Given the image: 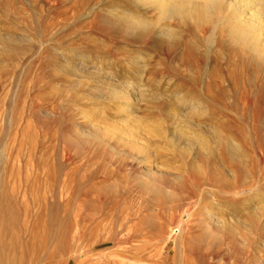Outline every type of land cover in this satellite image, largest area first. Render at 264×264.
I'll return each instance as SVG.
<instances>
[{
  "label": "rangeland",
  "instance_id": "1",
  "mask_svg": "<svg viewBox=\"0 0 264 264\" xmlns=\"http://www.w3.org/2000/svg\"><path fill=\"white\" fill-rule=\"evenodd\" d=\"M141 5L0 0V264H264V62Z\"/></svg>",
  "mask_w": 264,
  "mask_h": 264
},
{
  "label": "bare ground",
  "instance_id": "2",
  "mask_svg": "<svg viewBox=\"0 0 264 264\" xmlns=\"http://www.w3.org/2000/svg\"><path fill=\"white\" fill-rule=\"evenodd\" d=\"M220 1L138 0L139 3L147 7V10L149 9L152 12H158V23L156 25V28L158 29V35H162V33H164L165 31L168 32V37L174 34L175 30L169 24V22L172 21L176 22L177 24L180 23V25H182L184 21H190L193 22L196 27L209 24L211 26V34L208 39H205V42H207L206 44H208L209 46H217L218 42L227 43L228 46H230V50H233V52L231 51L232 57L234 55H238L239 57H241L240 54H242L246 57H251L253 59H257L258 61L264 62V23H262V14H260L257 10L251 12L249 6L250 1L242 0L241 4H233L230 7L231 11L229 16H219L216 18V20H214V11L219 12V9L223 8L222 2ZM258 3H260V0H255L254 4ZM244 7H247L249 10L246 11ZM224 9H226L225 6ZM212 18L214 21L212 20ZM219 26H222V28H220ZM145 27L147 28L146 24ZM171 42L172 41H170L169 43ZM185 98L188 99V97ZM130 100V97H127L125 99L126 102H129ZM185 103L187 105L185 104L184 106L188 109V111L181 113V117L187 120L188 117H191L192 115L197 113L198 107L194 102L191 101H186ZM221 135L222 134L220 133V130L219 132L217 131V134L213 136L214 142L215 140L218 141L219 138L221 139ZM232 140L233 139L228 142L229 150H231V153L233 152V154L240 160L246 161V152L244 153L239 148V143L238 145L237 143H235L236 141L234 142ZM233 154H231L232 157ZM240 192L237 194H240Z\"/></svg>",
  "mask_w": 264,
  "mask_h": 264
},
{
  "label": "clouds",
  "instance_id": "3",
  "mask_svg": "<svg viewBox=\"0 0 264 264\" xmlns=\"http://www.w3.org/2000/svg\"><path fill=\"white\" fill-rule=\"evenodd\" d=\"M118 12L121 11V10H117ZM122 15L124 17H127L130 19L131 23L132 24H135L137 26H141V20L142 18H139V17H136L134 13L128 11V10H123L122 11ZM162 35L164 36V38H168V32L165 31L164 33H162Z\"/></svg>",
  "mask_w": 264,
  "mask_h": 264
}]
</instances>
